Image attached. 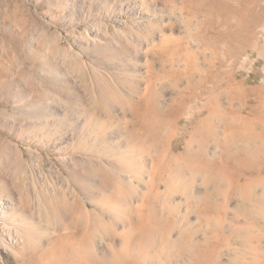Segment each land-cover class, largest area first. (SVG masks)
Masks as SVG:
<instances>
[{
  "label": "rangeland",
  "instance_id": "374dc122",
  "mask_svg": "<svg viewBox=\"0 0 264 264\" xmlns=\"http://www.w3.org/2000/svg\"><path fill=\"white\" fill-rule=\"evenodd\" d=\"M214 76L220 88L189 104L177 123L170 109L185 86L201 95ZM235 84L255 91L250 105L264 99V0H0V264L59 251V239L65 246L81 240L103 264L113 252L128 260L148 229L154 234L140 264L187 263L178 229L161 235L147 219L153 212L160 221L172 215L181 229L195 223L193 214L183 221L193 207L187 198L192 190L212 191L213 184L203 185L205 163L221 149L209 141L200 162L185 159L186 147L207 114L199 110L219 94L222 115ZM153 102L167 124L152 151L143 118L156 114ZM232 103L235 112H249L236 95ZM232 115L214 122L222 129ZM159 155L184 167L179 194L151 188ZM190 166L200 170L192 186ZM222 181L219 192L228 188V178ZM229 197L227 218L213 213L202 227L219 243L224 264H263V214L238 219L235 188Z\"/></svg>",
  "mask_w": 264,
  "mask_h": 264
},
{
  "label": "bare ground",
  "instance_id": "6f19581e",
  "mask_svg": "<svg viewBox=\"0 0 264 264\" xmlns=\"http://www.w3.org/2000/svg\"><path fill=\"white\" fill-rule=\"evenodd\" d=\"M239 14L240 12L238 13V16L240 17ZM245 16L248 15L245 14ZM174 52L172 51V53ZM190 68L188 70L189 72L187 71V74L188 76L194 78L195 74L198 72H195L196 71L195 66L191 65ZM175 78L176 79H174L173 81L174 88L178 86V84H180L181 82L180 77L176 76ZM211 83L213 85V88L208 91L206 90L205 92L201 93V95H199L196 89L193 88L194 85L193 86L192 84L189 85L190 84L189 83L187 86H185L184 96L176 105H174L170 109V115L173 116L174 120L177 119V123L180 122V117L189 104H194L197 100L202 99L201 96L203 95L214 94L215 90L220 88L219 86V84H221L220 80L216 79L215 76L211 80ZM254 92L255 91L252 89H247L239 84H235L230 87V94L228 95L229 107L223 111L222 115H220L219 113V107H220L219 94L215 95L209 103L205 104L204 107L199 110L200 111L199 114H197V116H199L200 114L203 115L204 113H207L206 116L202 120H200V128L191 134V141L189 145L186 147V151H185V156H184L185 159L190 161L201 162V160L204 159L205 155L207 156V152H208L207 144L209 141L215 143L218 146L217 148L220 147L221 155L217 156L216 155L217 152L216 153L213 152L211 158H209L205 163L206 165L205 169H207L208 171L207 174L208 176L206 177L205 181H203V185L207 187L210 184H213L212 191L205 188H204L205 191L203 192L192 190L189 193V197L187 198L192 201L193 207L190 213H187L188 215H186L183 218V221L189 222V215L193 214L195 217V223L193 221L192 224L193 225L195 224L196 226L192 225L194 227L192 228V226L190 227L189 225L188 228L181 229V225L179 226L178 224L177 225L175 224L172 215H170L171 213L170 214L167 213L170 216L164 221L158 220L156 216H154L155 213L153 212L149 213L147 220L152 221V219H154L155 224L161 227V231H160L161 235L164 234L166 229H171V228L178 229L179 244H180L179 256L180 258H182L183 256L188 257L187 263L184 264H222L223 263L220 259L222 257H220L221 255L219 250L221 248L219 243L217 242L214 244L211 241V232L204 229L201 224L203 223L208 224L211 215L213 213H218V217L220 218V220L224 221V218H227L224 216L227 215V211H228L227 206L231 200V198L229 197V191L231 189L235 188V191L239 196V202L236 206V209L242 211L241 214H239V216L237 215L238 219H242L243 221H245V218L248 220H252L253 218H255V215L257 216L256 213L255 215H253L254 211L263 214L262 216L264 217V176L261 177L260 175L261 169L258 167L259 165H261V168L264 171V99L259 97L258 98L259 101L257 105H250L248 102V98ZM235 95L244 103V105H246V107H248L249 112H246L244 108L239 110V112H235L233 110L234 107L232 105L233 104L232 100ZM151 105L155 110L156 114H154V116L147 114L146 116H144L143 122H144V127L146 129L145 133L147 135L145 141L148 144L149 149H152L153 151V147L158 144L159 141L158 136L161 130L164 128L165 124L167 123L164 119H160L161 108L158 105V103L153 102ZM228 114H233V115L231 116L230 120H225L223 122V127L221 129L220 126L216 125V123L214 122V118L221 117L222 119H225L226 115ZM193 145L194 146L196 145L199 148L198 153L196 154L193 153L191 150V147ZM218 158L221 159L220 162L217 161ZM154 165L155 166L157 165L159 176H157L158 177L157 182H155L153 185L150 184L151 188H155L158 193L160 187L163 186L165 191L170 196L179 194L180 193L179 187L175 184V181L177 180L181 181L184 178L185 169L182 165L178 163V158L177 160H172L171 158L165 159L164 155L162 156L159 155L158 159L156 161H153V167ZM189 169H190L189 171H191L192 173V179L190 182V185L192 186L196 180V177L199 175L200 170L195 167L193 168L191 166ZM225 171H228V176L225 175ZM152 173H154V168L152 170ZM166 173L168 174V181H164L162 178L163 177L162 175ZM218 173L222 175V176L220 175V177H222L221 180H219L220 177L216 175ZM224 176L225 178H228L229 181L228 188L223 190L222 192H219ZM213 193L217 196L213 197ZM219 194H221L222 201L218 200ZM157 198L158 196L152 195L153 200ZM178 208H179V203H176L172 209L177 210ZM115 215L116 214L113 215V218ZM156 233H158V231H156ZM152 234H154V231L149 229L143 233L142 235L143 241L139 242L141 244L139 243L134 244L132 249L133 252H135V255H130V256L128 255L129 257L128 260L125 258V256H123V258L121 259L120 255H118L117 253L113 252L112 254H110L112 258L111 260L109 259L110 261L109 264H140L141 262L144 263L146 258L144 257L146 256L144 255V251L147 249V245H146L147 239H149L152 236ZM238 234H239L238 236L237 234L234 235L237 237L241 236L239 232ZM158 235L159 234H157V236ZM197 235L201 236L202 238L201 241L192 240V238ZM218 235L221 236V234L218 233L216 237ZM167 236L169 237V235ZM62 240L59 239V241L56 244V247H58L59 251H56L55 249H44L42 250L41 254L36 253V255H39L36 257L33 256L34 254L32 253L30 257L23 260L22 264H84L86 260L90 262V264H103L101 261H99L97 255L95 256V252H93L90 249V247L86 248L87 247L86 244L81 240L79 239L73 240L67 246L63 244L64 241ZM41 242L42 241L39 240V243ZM124 243L127 242L124 241ZM41 246L42 245L38 244L35 246V248L39 251ZM138 247L141 248L138 249ZM126 248L128 250L130 249L128 247H125V249ZM37 250L35 252H37ZM128 250H126L125 252H127ZM128 252H130V250ZM230 263L238 264V259L235 258L229 260V264ZM240 263H244V262L241 261ZM263 264H264V258H263Z\"/></svg>",
  "mask_w": 264,
  "mask_h": 264
}]
</instances>
